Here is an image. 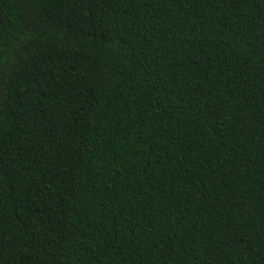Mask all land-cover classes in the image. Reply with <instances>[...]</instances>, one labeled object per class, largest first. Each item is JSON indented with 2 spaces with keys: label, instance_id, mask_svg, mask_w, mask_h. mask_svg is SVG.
I'll list each match as a JSON object with an SVG mask.
<instances>
[{
  "label": "trees",
  "instance_id": "16d2710c",
  "mask_svg": "<svg viewBox=\"0 0 264 264\" xmlns=\"http://www.w3.org/2000/svg\"><path fill=\"white\" fill-rule=\"evenodd\" d=\"M0 264H264V0H0Z\"/></svg>",
  "mask_w": 264,
  "mask_h": 264
}]
</instances>
